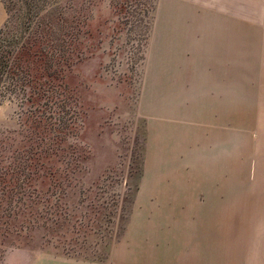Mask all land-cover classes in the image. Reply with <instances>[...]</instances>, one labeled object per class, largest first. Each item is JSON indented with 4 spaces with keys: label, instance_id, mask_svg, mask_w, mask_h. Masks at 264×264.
Returning <instances> with one entry per match:
<instances>
[{
    "label": "rangeland",
    "instance_id": "374dc122",
    "mask_svg": "<svg viewBox=\"0 0 264 264\" xmlns=\"http://www.w3.org/2000/svg\"><path fill=\"white\" fill-rule=\"evenodd\" d=\"M157 2L76 0V63L65 74L66 87L58 90V98L39 104L44 117L52 114L51 121L35 123L30 117L25 130L23 114L29 107L19 94L7 92L0 101V173L6 149L26 145L28 134L42 144L70 145L77 177L73 195L65 199L72 210L70 222L51 234L45 214L39 219L44 227H24L16 236L9 227L10 207L24 211L26 226L33 224L28 206L40 212L46 202H11L0 184V223L7 224L0 227V264L120 263L112 251L125 242L131 219H144L140 227L151 231L152 216L167 213L169 201L166 206L163 201L177 194L187 199V179L238 184L240 199H264V0L230 1L238 12L233 24L239 39L230 43L233 47L217 48L221 62L192 65L188 121L187 65L171 63L174 56L167 49H161L159 62L153 46ZM1 5L5 9L2 0ZM214 20L221 23L220 16ZM207 68L218 72L222 88L217 104H222L223 121L218 123L207 121L209 113L202 108L210 97L201 93L204 79L196 75ZM67 96L75 115L64 134L56 123L68 116V103L60 100ZM175 169L181 175H158ZM187 170L195 172L187 176ZM48 185L43 189L51 190ZM176 185L184 187L175 191ZM132 247L135 241L128 239L122 251Z\"/></svg>",
    "mask_w": 264,
    "mask_h": 264
},
{
    "label": "crops",
    "instance_id": "0c3cea01",
    "mask_svg": "<svg viewBox=\"0 0 264 264\" xmlns=\"http://www.w3.org/2000/svg\"><path fill=\"white\" fill-rule=\"evenodd\" d=\"M230 1L157 2L153 46L157 48L159 62L161 49H167L169 56H174L171 63L187 65V121L192 116V105L188 102L192 95V65L221 62L217 48L233 47L230 43L239 39V29L233 24L234 16L238 20V12L234 14ZM209 16L212 22H204ZM215 16L221 17L220 24L215 23ZM5 19L6 11L0 0V27ZM199 76L196 75L204 79L201 93L210 97L202 107L209 113L207 121L222 122V104L219 107L217 104L222 89L218 72L207 68ZM197 109L194 107L195 112ZM176 170L158 175H181ZM193 172L187 170V176ZM201 172L200 175L208 174ZM179 187L184 186L176 185L175 191ZM239 188L238 184L207 180L193 183L187 179V199H182L185 194H177L174 199L163 201L164 205L169 201L167 213L152 216L151 231L140 227L144 219H131L125 242L113 248L112 257L122 261L117 264H264V199H240ZM128 239L135 241V247L122 251ZM133 256L135 262H131Z\"/></svg>",
    "mask_w": 264,
    "mask_h": 264
},
{
    "label": "trees",
    "instance_id": "16d2710c",
    "mask_svg": "<svg viewBox=\"0 0 264 264\" xmlns=\"http://www.w3.org/2000/svg\"><path fill=\"white\" fill-rule=\"evenodd\" d=\"M2 1L7 17L0 27V101L7 92L9 95L19 94L22 104L29 107L23 114L25 130H28L26 124L30 117L35 123L46 121L47 118L51 121L52 114L44 117V109L41 110L39 104L54 102L56 95L58 98L61 93L58 90L66 87L63 82L65 74L76 63V0ZM60 100L64 106L68 103L65 112L68 116L56 124L66 134L73 126L75 109L69 104L72 102L70 96ZM25 137L28 141L26 145L17 148L10 145L6 149L8 154L5 156L6 164L1 169L0 184L11 202L29 198L30 204L40 200L46 202V206L39 212L35 208L32 210L29 205L28 215L33 216V224L28 223L26 226L23 225L27 219L24 211L19 207H10L12 220L9 227L19 236L24 227L30 229L38 226L39 219L47 215L52 224L48 227L49 234L58 232L72 217V210L65 200L71 198L73 192L70 191L77 182L74 175L75 158L72 152L69 153L71 146L62 143L42 144L31 135L26 134ZM58 163L64 166L60 167ZM46 183L51 190L43 189ZM51 200H54L53 203ZM99 211L97 209L96 214ZM6 225L5 221L0 223V227ZM40 225L45 226L44 220ZM3 240L4 237H1L0 245ZM1 257L0 253V260Z\"/></svg>",
    "mask_w": 264,
    "mask_h": 264
}]
</instances>
